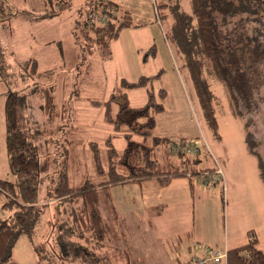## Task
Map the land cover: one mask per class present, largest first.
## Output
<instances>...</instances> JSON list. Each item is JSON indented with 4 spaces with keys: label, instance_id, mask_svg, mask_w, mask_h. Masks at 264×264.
<instances>
[{
    "label": "rangeland",
    "instance_id": "374dc122",
    "mask_svg": "<svg viewBox=\"0 0 264 264\" xmlns=\"http://www.w3.org/2000/svg\"><path fill=\"white\" fill-rule=\"evenodd\" d=\"M67 1H70L69 8L59 11V4H56L54 13H50V8L42 0H0V179L15 180L9 168L4 140L3 105L8 92L13 91L23 97L19 125L38 149L42 166L39 198L42 194L46 198L64 148L68 149L69 184L72 187H77L84 180L95 185L107 178V175L103 177L96 173L91 145L97 147L100 166L107 173L105 140L114 136L111 141L121 153L126 146L121 134L127 129L115 132L113 126L104 121L103 105H92L91 102L107 100L121 79L135 81L141 75L152 76L162 71L161 77L152 83L156 96L161 88L166 93L162 102L164 110L156 117L152 135L200 142L199 151L194 155L198 162L183 164L187 172L198 170L193 179L202 177L204 172L201 170L210 175L211 182L200 185L204 189L195 188L193 198L197 218L203 227L206 217L212 223L219 247H240L255 237L256 247L264 251V181L259 176L257 159L244 140L246 130L252 135L255 152L264 162V61L258 65L259 75L254 79L255 105L250 111L240 107L241 118L232 110L224 86L208 77L218 124L214 135L186 69L181 67L173 46L164 41L163 33H166L169 23H160L157 19L155 0H113L128 10L133 21L142 26L122 30L111 43L110 59L99 57L97 48L84 38L85 32H80L81 28L89 30V26L84 24L87 7L84 4L88 0ZM183 4L185 11L190 12L185 1ZM120 18L118 15L111 19L121 21ZM263 23L264 17L259 23L252 22L264 34ZM152 47L154 55L150 54ZM29 59L36 60L39 72L52 70L53 75L37 79L31 76L29 66L27 70L23 68V63ZM53 82L56 84V111L49 116L44 114L40 85ZM128 100L131 106H142L147 100L145 89L128 91ZM244 124L247 125L245 130ZM130 138L140 140L131 133ZM164 150H167L166 146L156 149V158L162 162L163 155H166ZM167 152V161L178 163L176 156ZM201 179L204 180L203 177ZM155 187L156 182L149 179L141 183L129 181L109 186L100 192V210L120 235L117 244L110 241L111 244L105 246V241L100 243L88 233L73 239L95 255H109L106 261L110 264H178L177 261H168L170 254L178 248L176 244L173 245L169 239L164 240L160 231H154L153 223L161 224V219L156 223L154 218L158 211L150 208L148 192ZM43 203H50V206L37 234L42 243L39 253L25 236H21L12 248L13 264H43L46 259L55 264H67L50 252L62 214L56 211L57 202L47 199ZM142 204L147 205L146 211H142ZM132 209L139 211L137 218L132 217ZM173 226L177 227V223L174 222ZM77 233L75 231V235ZM102 244L105 251L98 247ZM46 252L48 255H44Z\"/></svg>",
    "mask_w": 264,
    "mask_h": 264
},
{
    "label": "trees",
    "instance_id": "16d2710c",
    "mask_svg": "<svg viewBox=\"0 0 264 264\" xmlns=\"http://www.w3.org/2000/svg\"><path fill=\"white\" fill-rule=\"evenodd\" d=\"M42 1L50 8V13H54L56 4H59V11L70 7V1L67 0ZM183 1L190 7V12L185 11ZM101 2L88 0L84 6H87L86 10L92 7L98 10ZM107 2L117 8L116 4ZM154 5L159 22L169 23L164 36L181 60V67L186 69L207 124L216 135L218 124L208 77L224 86L231 108L238 117L243 115L240 107L250 111L255 105L254 79L259 75L258 65L264 61V34L252 22L259 23L261 17H264V0H155ZM119 16L121 21L111 20L106 26L80 29V32H85L86 41L97 48L96 52L102 59L110 58L111 43L118 38L121 30L133 26L129 12L122 11ZM150 54L154 55L153 47ZM28 66L31 76L34 75L36 79L54 73L52 70L39 72L34 59L23 63L25 70ZM157 77H160V72L140 77L135 82L122 79L103 103L91 102L92 105H103L104 121L112 125L115 132L127 129L121 134L126 146L120 153L111 141L114 136L105 140L108 157V171L105 173L100 166L97 147L91 145L96 173L103 177L107 175V178L95 185L84 180L75 188L69 184L68 149L64 148L53 185L46 191V198L43 194L39 198V173L42 166L38 149L19 125L20 112L24 107L23 97L16 92H8L3 105L5 151L15 180L0 179V264H13L12 248L21 236H25L35 252L39 253L38 248L42 243L37 234L44 215L49 213L50 203H43L47 199L57 202L56 211L62 214L50 252L67 264H110L106 261L109 255H95L73 239L75 236L82 238L84 233H88L100 243L105 241V246L111 244L110 241L114 245L119 242L120 235L100 210V192L109 186L151 178L165 185L172 178L186 176L187 170L183 164L198 162L196 156L191 159L184 156L182 159V154L176 155L178 163L167 161L168 145L176 139L152 135L156 117L164 110L162 102L166 96L162 88L157 96L152 90V83ZM40 86L44 114L52 116L56 109V84L53 82ZM136 88H144L147 94L146 102L140 107L130 106L128 100L127 91ZM243 126L245 130L247 125ZM130 133L137 135L140 140H132ZM244 140L257 159L259 176L264 181V162L255 152L252 135L246 130ZM160 146H166L167 149L164 150L166 155H163V162L156 158V149ZM194 174H198V170L190 171V175ZM75 231H78L77 235ZM105 246L102 244L98 247L105 251ZM41 258L44 260V257ZM50 261L46 259L41 262L55 264ZM226 264H264V251L256 247V239L252 238L243 246L228 249Z\"/></svg>",
    "mask_w": 264,
    "mask_h": 264
},
{
    "label": "crops",
    "instance_id": "0c3cea01",
    "mask_svg": "<svg viewBox=\"0 0 264 264\" xmlns=\"http://www.w3.org/2000/svg\"><path fill=\"white\" fill-rule=\"evenodd\" d=\"M107 1H111L112 3L116 4L119 13H121L122 11L129 12L117 2L113 0H107ZM129 14L133 26L126 27L124 28L125 30L122 29L123 31L128 30V28H132V27L137 28L142 26L134 22L130 12ZM122 30L119 33V35L123 32ZM163 38L165 43L169 46V43L164 36V33H163ZM149 41L150 40H148L147 43ZM111 56H112V52H111ZM159 72L161 77L162 71ZM140 77H147V76L141 75L137 78V80ZM135 81H129V82H135ZM114 90L115 88L113 89V91ZM128 91H127V95H128ZM151 180H154L156 182V187L150 189L148 192L149 199L151 200L150 208L158 211L156 212L154 218L156 220V223H158L157 220L161 219V224L155 225V223H153L154 221L152 222L154 231L157 232L160 231V233L164 237V240L169 239V241H172L173 245L175 243L176 244L175 246L178 247L175 253L170 254V257H168V261H177L178 264H182L183 262H185L188 259L189 248L195 242L205 244L207 246L214 248H219V249L226 248L227 250L229 249L226 247V245H224L223 247L221 246L219 247L220 243L218 244L217 240L214 238L216 229L214 226H212V223H210L207 217L206 220L204 221L205 223L204 227L201 225V220L197 218V214L194 211L196 203H195V198L193 197L196 192L195 188H203V187H201L199 184H195L192 176L191 178L185 176L172 178L165 185H161L156 178H151ZM185 180L187 181L188 184L185 182ZM146 209H147V205L142 204V211L144 210L146 211ZM138 212L139 211L137 209L130 210V213L133 218L138 217L137 216ZM174 222L177 223V227L173 226ZM161 264L164 263L161 262Z\"/></svg>",
    "mask_w": 264,
    "mask_h": 264
},
{
    "label": "built area",
    "instance_id": "2783aa9c",
    "mask_svg": "<svg viewBox=\"0 0 264 264\" xmlns=\"http://www.w3.org/2000/svg\"><path fill=\"white\" fill-rule=\"evenodd\" d=\"M88 8L84 15L85 25L87 26H106L112 19L119 15L118 9L114 5H109L107 0H102L99 9ZM154 11H157L154 5ZM200 142L198 140H175L169 143L168 151L175 156L182 154L183 156L195 157L199 151ZM190 172L186 173V177L191 178ZM203 177V181L202 178ZM201 178L194 179L195 184L206 185L211 182L208 173H202ZM227 249H219L207 246L201 243H193L189 248L188 259L182 264H226Z\"/></svg>",
    "mask_w": 264,
    "mask_h": 264
}]
</instances>
